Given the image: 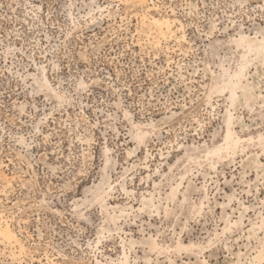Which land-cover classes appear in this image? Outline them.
I'll return each mask as SVG.
<instances>
[{
    "label": "rangeland",
    "instance_id": "rangeland-1",
    "mask_svg": "<svg viewBox=\"0 0 264 264\" xmlns=\"http://www.w3.org/2000/svg\"><path fill=\"white\" fill-rule=\"evenodd\" d=\"M0 264H264V0H0Z\"/></svg>",
    "mask_w": 264,
    "mask_h": 264
}]
</instances>
